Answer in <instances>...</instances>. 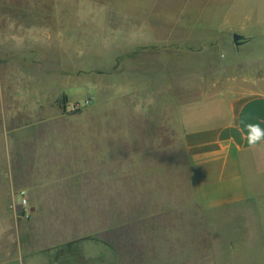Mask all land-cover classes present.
I'll return each instance as SVG.
<instances>
[{
  "label": "crops",
  "instance_id": "crops-1",
  "mask_svg": "<svg viewBox=\"0 0 264 264\" xmlns=\"http://www.w3.org/2000/svg\"><path fill=\"white\" fill-rule=\"evenodd\" d=\"M19 1L18 4H23V1ZM60 5L67 6L68 3L62 2ZM159 12L164 16L161 9ZM176 14L184 15L183 12ZM182 24L186 31L203 32L190 37L188 59L197 60L204 54L211 64L206 61L193 62L188 68L191 71L187 80L190 94L186 100H181L182 102L177 100L181 113L180 117L178 112L181 119V140L187 160L193 205L180 206L176 212L183 215L187 212L190 216L187 219L194 225L198 219V225L203 227L204 232L200 238L181 237L179 231L182 223L176 221L173 226L178 233L175 232L171 238L159 239L155 253L147 254L141 261L150 264H264V141L254 147L250 146L246 139L245 127L246 124L258 123L261 129H264V29L255 27L253 30H247L241 27L240 31H236L234 28L223 29L219 26L200 29L195 22ZM229 29L236 32L234 35L241 37L231 45L235 53L240 51L250 55L249 59L242 57L234 68L220 57L222 51L229 46L226 33ZM213 31L214 33H210ZM73 35L75 37L70 42L64 39V33H0V44H3L0 46V53L8 58L5 62L6 77H10L8 71L14 67L25 66L27 55H38L48 67H43V72L39 74L38 71L31 72L27 74L28 77L40 80L43 74L49 77L46 83L51 82L50 78H53L79 83L81 86L84 85L85 77H91L94 106L105 100L103 94L100 95L101 80L107 83L109 99L142 92L141 94H153L152 98L157 105H160L161 96L158 94L161 93V87L165 84L173 86L179 81L178 76L168 79H164L162 75L149 76L146 66L139 67L143 75L140 73L138 79L132 76L131 66H127V73L123 77H116L119 75L111 73L108 78L99 79V76L103 75L93 72L86 76V68L94 71L101 67L98 54L112 53L114 57L111 59L115 61L118 55L127 54L133 47H141L143 43L136 41L134 46L128 47L120 44L112 48L103 47L104 49L94 45L84 48V42L80 43L84 40L79 39L84 37V33ZM74 42L82 44V47H78ZM203 45L205 46L201 49ZM85 54L90 55L86 57H91L90 61H85ZM31 59L35 60L36 57ZM31 59L27 61L30 63ZM200 70L205 71L202 77L199 75ZM25 77L24 74L23 78ZM3 83L10 85L9 81ZM63 92L61 96H65L69 103L71 97L68 91ZM1 98L0 95V101H3ZM59 98H56L58 106ZM75 101L77 100L71 102ZM130 113L131 111L117 116L115 111L108 114L95 111L91 125L60 126L53 125L51 120L45 126L28 124L0 132V264H84L87 258H99L98 248L101 242L96 235H100L101 230L109 231L113 228L116 211L113 200L116 188L111 192L107 190L106 184L116 177L114 174L108 175L111 166L99 159L91 162L90 170L97 174H93L90 179L93 185L96 182L97 187L102 188L106 207L104 213L107 216H103L102 223L98 216L96 225H82L79 233L67 234L53 242L39 243L40 239L46 237L47 229L42 210L45 197L41 192L52 193L51 190L61 188V182H68V177L75 180L71 186L76 187L85 175V171L82 173L81 169L76 171L67 168L59 158V154L64 153L69 146L83 144L79 141L75 144L72 134L76 130L86 129L82 133H92L95 138L99 133L105 132L107 138H110L108 135L118 128L116 117L125 119V115ZM157 113L158 111L155 117H161V110ZM106 122L107 124L103 125ZM124 124L128 122L124 120L119 127ZM136 127H141L143 134L149 132L147 127L143 130V124L138 121V124L127 125L125 133L130 135ZM95 138L90 142L93 155L99 145V139L96 144ZM131 143L129 138V151ZM127 153L114 160L113 166L117 163L128 164ZM52 157L56 160L53 161ZM52 162L53 164H50ZM19 191H24L25 207L31 214L27 221L17 220L14 216L20 208V201L14 202L13 197L18 198ZM54 201V205L61 209L58 212L60 217L69 220L68 223L75 221L78 212L70 210H76V207L72 205L68 208V201L60 196ZM98 201H101L99 195ZM92 212L99 215L101 209L98 206L97 211L93 208ZM195 213L200 215L199 218H193L192 214ZM89 234L92 236L89 241L92 245L91 252L84 240ZM110 246L111 244H107L108 250ZM68 248L79 251L78 262L73 261L72 256L68 254ZM104 257L108 261L115 260L113 253Z\"/></svg>",
  "mask_w": 264,
  "mask_h": 264
},
{
  "label": "rangeland",
  "instance_id": "rangeland-1",
  "mask_svg": "<svg viewBox=\"0 0 264 264\" xmlns=\"http://www.w3.org/2000/svg\"><path fill=\"white\" fill-rule=\"evenodd\" d=\"M21 1L23 4H18L19 0H0V33H64V39L70 42L75 37L74 33H84V37L79 38L84 40L80 42H84V48L94 45L104 49L103 47L112 48L120 44L128 47L134 46L136 41L143 43L141 47H133L127 54L118 55L115 61L111 59L112 56L114 57L112 53L98 54L101 67L94 71L86 68L84 71L86 76L93 72L103 75L99 76V79H106L111 73L119 75L116 77H123L127 73V66H131L132 76L138 79L140 73L143 75L139 67L146 66L149 76L162 75L164 79L176 76L179 78L176 85L165 84L161 87V93L158 94L161 96L160 102L157 98L160 105H157L152 98L153 94H141L142 92L109 99L107 83L101 80L100 95L103 94L105 100L94 106L91 96L93 86L91 77H85L82 86L79 83L53 78H50L51 82L46 83L49 77L43 74L42 80L31 79L27 74L36 71L39 74L43 72V67H48L38 55L31 54L26 56L27 59L36 57L35 60L31 59V65L25 59L24 67L17 66L8 71L11 74L8 78L7 70L5 71L7 69L5 62L8 58L0 53V95L3 99L0 101V132L28 124L45 126L51 120L53 125L60 126L91 125L95 111H103L106 114L115 111L117 116L131 111L133 117L143 124L142 129L144 130L145 127L149 129L148 133L143 134L141 127H136L130 135L126 134L127 125L138 124L130 113L125 115V119L116 117L118 128L108 135L110 138H107L105 132L99 133L96 138L92 133H82L86 129L76 130L72 134L75 144L78 141L83 144L69 146L63 151L64 153L59 154V158L67 168L76 171L81 169L82 173L85 171V175L76 187L71 186L75 180L68 177L70 178L68 182L60 183L61 188L51 190L53 192L50 194L41 192L45 197L42 210L47 229L46 237L40 239L39 243L53 242L58 238H64L67 234L79 233L82 225L87 227L96 225L98 216L100 222H104L105 195L102 188H98L96 182L93 185L90 179L93 174L94 176L97 174L90 170L91 162L98 159L111 166L108 171L109 176L116 175L115 181L112 179L106 183L107 190L113 192L114 187L116 188L113 199L116 211L113 228L109 231L101 230L100 235H96L101 242L98 248L99 258H87L84 264H150L141 259L147 254L155 253L156 242L159 239L171 238L175 232L178 233L173 226L176 221L182 223L179 231L181 237H203L204 230L198 225V219L194 225L187 219L190 217L187 212L184 215L176 212L180 206L193 205L187 160L181 140V113L178 110L177 100L182 102L181 100H186L190 94L187 80L191 71L188 68L193 62L210 63L211 61L204 54L197 60L188 59L187 51L191 48L190 37L203 32L186 31L182 23L187 25L190 21L195 22L200 29L219 26L223 29L234 28L236 31H240L241 27L247 30L260 27L263 30L264 0ZM44 1L46 4L43 5ZM62 2H67L68 5L61 6ZM159 9L164 16L160 15ZM177 12L180 14L183 12L184 15L179 16ZM226 33H228L229 46L222 51L220 57L234 68L242 57L249 59L250 55L240 51L235 53L231 45L241 37L237 36V39H234L233 35L236 32L232 29L227 30ZM74 44L82 47V44L75 42ZM204 46H201V49ZM246 53L250 52L246 51ZM87 56L90 55L85 54V61H90L91 57L86 58ZM24 74L25 78H23ZM204 74L205 71H199L200 77ZM3 81H9L10 85H4ZM66 90L71 99L69 103L67 101L66 107L62 108L56 105V98L60 97L61 102V95ZM72 99L77 101L71 102ZM160 110L161 117L156 118V112L158 111L159 114ZM124 120L128 124L119 127ZM106 124L107 122L103 125ZM92 138H95L96 144L99 139L94 155L90 147ZM129 138L132 140L130 151ZM126 153L129 157L126 160L128 164L117 163L113 166V161ZM51 159L56 160L53 157ZM53 167L52 165V169ZM98 195L101 199L100 203ZM57 196L68 201L66 205L68 208L72 205L76 207V210H70L78 212L75 221L71 220L72 222L68 223L69 220L59 216L58 212L61 209L54 205ZM13 199L14 202L20 201L17 196ZM19 206L20 208L14 213L15 219L29 220L31 218L29 209L21 204ZM98 206L101 209L100 214L96 212L93 214L92 209L95 208L97 211ZM192 215L193 218L200 216L197 213ZM91 237L89 234L84 238L90 252ZM107 244H111L109 250ZM108 253H113L115 260L108 261L104 257Z\"/></svg>",
  "mask_w": 264,
  "mask_h": 264
},
{
  "label": "clouds",
  "instance_id": "clouds-1",
  "mask_svg": "<svg viewBox=\"0 0 264 264\" xmlns=\"http://www.w3.org/2000/svg\"><path fill=\"white\" fill-rule=\"evenodd\" d=\"M247 129V142L250 146H255L257 143L264 141V129H261L258 123L256 124H246Z\"/></svg>",
  "mask_w": 264,
  "mask_h": 264
},
{
  "label": "trees",
  "instance_id": "trees-1",
  "mask_svg": "<svg viewBox=\"0 0 264 264\" xmlns=\"http://www.w3.org/2000/svg\"><path fill=\"white\" fill-rule=\"evenodd\" d=\"M66 103H67V101H66L65 96H62V101L61 102L59 101V106H61L62 108H65ZM68 250H69L68 254L72 256L73 261L78 262L79 261V251L77 249H70V248H68Z\"/></svg>",
  "mask_w": 264,
  "mask_h": 264
},
{
  "label": "built area",
  "instance_id": "built-area-1",
  "mask_svg": "<svg viewBox=\"0 0 264 264\" xmlns=\"http://www.w3.org/2000/svg\"><path fill=\"white\" fill-rule=\"evenodd\" d=\"M18 196L20 198V204L24 207L26 205V198L24 191H19Z\"/></svg>",
  "mask_w": 264,
  "mask_h": 264
},
{
  "label": "water",
  "instance_id": "water-1",
  "mask_svg": "<svg viewBox=\"0 0 264 264\" xmlns=\"http://www.w3.org/2000/svg\"><path fill=\"white\" fill-rule=\"evenodd\" d=\"M233 38H234V39H236V38H237V36H236V35H234V36H233Z\"/></svg>",
  "mask_w": 264,
  "mask_h": 264
}]
</instances>
